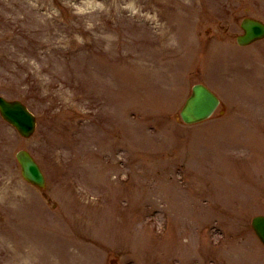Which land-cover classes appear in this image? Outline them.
I'll return each instance as SVG.
<instances>
[{
  "label": "rangeland",
  "instance_id": "rangeland-1",
  "mask_svg": "<svg viewBox=\"0 0 264 264\" xmlns=\"http://www.w3.org/2000/svg\"><path fill=\"white\" fill-rule=\"evenodd\" d=\"M244 16L264 0H0V95L38 117L25 139L0 116V264H264V40L236 44ZM197 82L224 106L187 127Z\"/></svg>",
  "mask_w": 264,
  "mask_h": 264
},
{
  "label": "water",
  "instance_id": "water-1",
  "mask_svg": "<svg viewBox=\"0 0 264 264\" xmlns=\"http://www.w3.org/2000/svg\"><path fill=\"white\" fill-rule=\"evenodd\" d=\"M245 35L238 37L240 45H247L264 37V24L244 19L241 24ZM219 105L218 98L205 86L198 84L193 88L192 96L187 100L181 116L186 123H198L208 119ZM1 113L6 120L18 128L20 133L29 137L35 129V118L20 102H10L0 97ZM17 159L21 164L22 176L29 183L40 188L45 187V178L40 167L26 151H20ZM253 227L264 243V216L254 218Z\"/></svg>",
  "mask_w": 264,
  "mask_h": 264
},
{
  "label": "bare ground",
  "instance_id": "bare-ground-1",
  "mask_svg": "<svg viewBox=\"0 0 264 264\" xmlns=\"http://www.w3.org/2000/svg\"><path fill=\"white\" fill-rule=\"evenodd\" d=\"M212 66H214V68H222V65L221 64H218V63H213V64H211ZM219 65V66H218ZM220 65H221V67H220ZM224 67V66H223ZM29 226H22L23 228H25V229H29V228H36V229H38L37 228V226H36V223H33L32 222V224L30 223V224H28ZM39 230V229H38ZM46 234V233H45ZM31 238H32V240H33V242L35 243V244H44V245H49V243L48 242H46V241H44L42 238H40L38 235H36V236H31ZM23 241V240H22Z\"/></svg>",
  "mask_w": 264,
  "mask_h": 264
}]
</instances>
